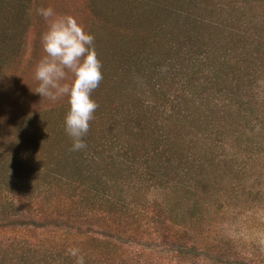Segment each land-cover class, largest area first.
<instances>
[{"label":"rangeland","instance_id":"obj_1","mask_svg":"<svg viewBox=\"0 0 264 264\" xmlns=\"http://www.w3.org/2000/svg\"><path fill=\"white\" fill-rule=\"evenodd\" d=\"M153 1L0 0V122L6 120L0 126V162L7 164L6 171H11L20 180L19 184L35 186L46 171L55 172L60 154L76 153L72 151V139L64 127L69 110L67 97L51 103L31 90L37 87L34 73L45 56L41 37L47 30V24L35 14V9L51 6L61 16H74L95 38L94 47L103 65L104 78L92 93L99 107L90 122L93 135L89 133L86 137H91L84 138L86 144L93 139L94 145L99 142L104 148L107 144L103 138L105 134L123 135L125 144L136 149L134 152L139 155L147 145L143 146L144 141L133 135L124 121L127 116L119 115L116 110L120 98L127 96L121 78L116 79V75L122 60L130 59L138 48L137 42L152 33ZM119 15H123L125 31L112 33L104 28L110 24L114 28ZM107 21L110 22L108 26ZM232 43L240 49L243 44L237 39ZM233 44L230 47L236 55L238 51ZM66 82L70 83L71 77ZM217 114L213 119H217ZM244 116L231 115L225 130L229 136H238L242 140L239 149L231 141L222 148L218 145L220 149L213 143L206 145L199 134L202 128L198 127H178L169 132L171 136L181 134L178 140L168 139L169 145L165 147L172 163L181 169L174 171L170 167L173 170L169 172V182L161 188L135 184L139 181L134 178L128 181V187L116 184L124 176L119 163L126 149L112 163L114 167L109 177L114 179V201L125 202L135 213L149 212L148 208L134 209L136 186L146 194V207L150 209L147 214H157L154 220L142 221L140 231L126 224L129 219L130 222L137 221L132 218L133 213L124 220V226L117 225L122 215L116 212L105 220L94 219L93 224H88L86 219L71 220L63 214L44 219L35 211L31 214L40 219L33 218L32 221L31 217H26L16 230L0 232V264H75V259L68 254L72 247L81 249L86 264H251L252 260L263 264L264 162L253 164L254 169H250L247 156L257 150L255 141L264 135V124L255 121L254 116H248L250 119ZM113 117L120 119L117 121L119 126L114 124ZM156 129L157 126H152L151 134H145L146 144H150L155 134L158 137ZM165 143L166 140L162 141L163 145ZM110 147H105L108 151L104 158L117 156L118 148H123ZM212 148H216L214 152ZM107 163L99 162L103 167ZM191 177L194 180H190ZM202 179L207 182L201 187L198 184ZM189 184L197 185L198 189L194 191L197 195L190 192ZM8 196L6 192L0 193L1 212L8 207ZM51 203L52 211L70 207L65 195L52 197ZM179 235L186 237L181 239ZM26 238L32 240L29 243L38 244L35 250L27 251L29 246L24 247ZM103 240L111 244L108 245L110 249L116 244L120 249L115 247L111 254L97 255L100 254L99 247L103 244L105 248L108 244L100 242ZM42 245L53 246L56 251H46ZM182 247H187L186 254H180Z\"/></svg>","mask_w":264,"mask_h":264},{"label":"trees","instance_id":"obj_2","mask_svg":"<svg viewBox=\"0 0 264 264\" xmlns=\"http://www.w3.org/2000/svg\"><path fill=\"white\" fill-rule=\"evenodd\" d=\"M118 19L119 27L114 22L112 28L107 21L109 26L104 28L112 33L125 31L123 15H119ZM151 20L154 22L152 33L149 32L137 42L138 48L130 59L122 60L116 75V79L121 78L120 83L127 94L120 98L121 103H118L116 110L119 115L127 116L124 118L125 123L138 140L144 141L143 146H147L138 155L134 152L136 149L132 150L125 144L123 135L105 134L103 138L107 144L104 148H101L102 143L94 145L93 139H90L91 143L88 142L83 151L69 156L60 154L56 159L55 172L46 171L35 186L19 184L20 180L11 171H6L7 164L1 161L0 193L6 192L9 196L8 207L0 211V232L16 230L26 217H31L32 221L33 218L40 219L31 214L35 211L44 219L63 214L71 220L86 219L88 224H93L94 219L105 220L116 212L122 215L117 225L125 226L128 223L129 228L140 231L142 221L154 220L157 216L147 214L150 209L146 207V194L142 188L135 186L137 193L133 198L137 205L134 209L148 208L149 212L135 213V210L126 207L125 202L121 204L113 199L112 187L115 184L109 175L114 167L112 163L123 155L125 149L127 152L119 163L124 176L116 184L128 187V181L134 178L139 181L135 184L144 183L150 188H161L169 182L170 170L181 169L172 163L173 159L165 148L169 145L168 139L178 140L181 137L180 133L174 136L169 134L175 128H202L199 134L206 145L213 143L220 149L219 146L222 148L231 141L239 149L242 140L238 136H229V132L225 131L229 125L228 118L234 113L238 116L245 114L246 119L254 116L255 121L264 124V0H154ZM235 39L243 43L241 49L232 43ZM232 44L238 51L236 55L230 47ZM116 86H119L117 82ZM116 86L115 90L119 92ZM215 113H218L217 119H213ZM5 121H1L0 126ZM114 121L119 126L117 121L120 119ZM152 126H157L158 137L155 134L148 145L145 143V134H151ZM91 128L88 134L93 135ZM90 137L85 138L88 140ZM165 140L163 145L162 141ZM255 142L258 146L252 152L255 158L253 155L247 156L250 169L254 167L253 164L264 162V135ZM106 146L123 148H118L117 156L104 158L103 155L108 151ZM212 149L214 152L215 149ZM100 161L108 162L107 166H101ZM206 182L202 179L198 185L202 187ZM189 187L193 194L198 189L197 185L193 187L189 184ZM58 194L65 195L70 202L69 209L52 211L51 199H55ZM130 213L134 214L132 218H136L138 223L129 221ZM125 219L129 220L123 224ZM33 223L37 225V221ZM179 236L181 239L186 237ZM29 241L32 240L26 238L24 241L27 242L24 247L29 246L28 252L38 246ZM100 242L108 243L104 240ZM108 245L111 246L108 243L104 248L102 244L97 255L102 257V253H113L115 247L120 249L117 244L112 249ZM43 248L56 251L53 246ZM182 249L180 254H186L187 247ZM251 264L260 263L252 260Z\"/></svg>","mask_w":264,"mask_h":264},{"label":"clouds","instance_id":"obj_3","mask_svg":"<svg viewBox=\"0 0 264 264\" xmlns=\"http://www.w3.org/2000/svg\"><path fill=\"white\" fill-rule=\"evenodd\" d=\"M35 14L47 24V30L41 37L45 56L34 73L37 87L31 90L51 103L67 97L65 132L72 139V151H82L87 148L84 138L99 107L92 93L104 78L95 38L74 16H61L51 6L39 7ZM70 77L71 82H66ZM68 254L75 264H86L80 248L72 247Z\"/></svg>","mask_w":264,"mask_h":264}]
</instances>
